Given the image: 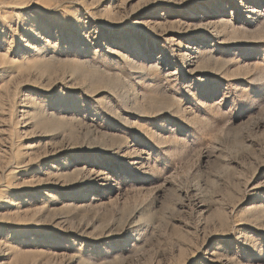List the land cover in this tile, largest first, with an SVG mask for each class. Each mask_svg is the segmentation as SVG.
I'll return each mask as SVG.
<instances>
[{"label":"rangeland","instance_id":"374dc122","mask_svg":"<svg viewBox=\"0 0 264 264\" xmlns=\"http://www.w3.org/2000/svg\"><path fill=\"white\" fill-rule=\"evenodd\" d=\"M0 264H264V0H0Z\"/></svg>","mask_w":264,"mask_h":264}]
</instances>
